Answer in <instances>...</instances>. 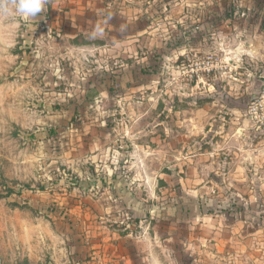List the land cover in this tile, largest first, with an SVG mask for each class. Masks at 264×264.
<instances>
[{
    "label": "rangeland",
    "instance_id": "1",
    "mask_svg": "<svg viewBox=\"0 0 264 264\" xmlns=\"http://www.w3.org/2000/svg\"><path fill=\"white\" fill-rule=\"evenodd\" d=\"M250 41L264 0L0 18V264H264Z\"/></svg>",
    "mask_w": 264,
    "mask_h": 264
},
{
    "label": "clouds",
    "instance_id": "2",
    "mask_svg": "<svg viewBox=\"0 0 264 264\" xmlns=\"http://www.w3.org/2000/svg\"><path fill=\"white\" fill-rule=\"evenodd\" d=\"M46 3L47 0H0V18L8 21L16 17L35 19L44 11Z\"/></svg>",
    "mask_w": 264,
    "mask_h": 264
},
{
    "label": "crops",
    "instance_id": "3",
    "mask_svg": "<svg viewBox=\"0 0 264 264\" xmlns=\"http://www.w3.org/2000/svg\"><path fill=\"white\" fill-rule=\"evenodd\" d=\"M145 16H142L144 18ZM241 65L242 69L245 71L244 75L247 76V79L245 80V90H248V87H250V84L256 83L255 87H260L262 80H264V66L260 69H258V63L263 62V60L260 57V52L257 50L256 45L254 42H249V45H246L243 47L242 54H241ZM231 63V61H230ZM264 63V62H263ZM255 65V67H254ZM254 67V72H250L248 69ZM251 77V83L248 84L247 81L250 80ZM88 96H97V88L94 90H90L89 93L87 94Z\"/></svg>",
    "mask_w": 264,
    "mask_h": 264
},
{
    "label": "built area",
    "instance_id": "4",
    "mask_svg": "<svg viewBox=\"0 0 264 264\" xmlns=\"http://www.w3.org/2000/svg\"><path fill=\"white\" fill-rule=\"evenodd\" d=\"M255 96L248 107V115L254 124L264 126V82Z\"/></svg>",
    "mask_w": 264,
    "mask_h": 264
},
{
    "label": "trees",
    "instance_id": "5",
    "mask_svg": "<svg viewBox=\"0 0 264 264\" xmlns=\"http://www.w3.org/2000/svg\"><path fill=\"white\" fill-rule=\"evenodd\" d=\"M216 17H218V16H216ZM219 20H220V19H219ZM182 33L185 34V35H186V34L189 35V34L186 33L185 31H181V33H180V34H181V35H180L181 37L183 36ZM147 72H148V73H146V74H149V73H150V74H154V73H155V72H153V71H151V70H148Z\"/></svg>",
    "mask_w": 264,
    "mask_h": 264
}]
</instances>
